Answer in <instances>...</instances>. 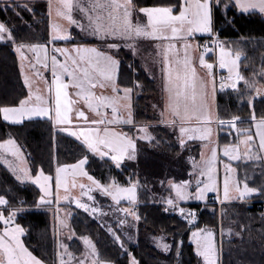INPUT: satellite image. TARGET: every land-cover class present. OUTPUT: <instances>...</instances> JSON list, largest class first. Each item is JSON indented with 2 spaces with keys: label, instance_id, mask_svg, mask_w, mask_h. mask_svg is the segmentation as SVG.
<instances>
[{
  "label": "snow or ice",
  "instance_id": "1",
  "mask_svg": "<svg viewBox=\"0 0 264 264\" xmlns=\"http://www.w3.org/2000/svg\"><path fill=\"white\" fill-rule=\"evenodd\" d=\"M220 0H184L183 4L176 8L174 5H159L152 7H139L134 0H50L49 7L55 3L57 16L67 21V25H76L81 31L90 33L92 36L105 41L106 48L119 49L121 43L118 40H127L134 42L137 38L145 37L159 41H167L164 50V64L166 65V101L161 108V122L173 125L178 128L179 143L185 144V140L199 139L205 141L204 147H210V156L205 158L201 153V163L194 162L193 168L198 173L195 184V192L189 191L190 180H184L179 183H172L175 190V196L169 195L165 203L172 206V210L178 211L181 216L185 215V208L178 206V201H186L190 198H196L204 201L206 193L209 191L220 192L218 182V144H212L213 136V115L211 109L206 103L207 84L196 75L194 64L189 56L191 43L189 37L196 33H209L215 35L213 31V4L219 5ZM234 4L243 12L258 9L264 13V0H234ZM227 4L224 5L227 8ZM175 9V11H174ZM83 14L87 24L82 20H77L73 12ZM134 13L145 14L147 20L145 23L136 20L134 22ZM51 14V13H50ZM183 41V59L180 58L178 49L173 41ZM0 41H9L16 45V51L20 53L22 60L28 59L22 49H28L36 54V64L44 68H51L54 84V102L40 94H36L35 100L39 103H32L31 96L21 100L18 106H4L0 108L5 121L20 122L24 117L43 116L53 119L56 124H69V112L72 110V104L78 103V100H72L69 96L68 88L71 84L77 91V98L83 97L87 107L96 113L100 118L89 121L96 127L79 128L77 131H71V135L82 138L83 143L93 153L101 157L110 156L115 162L116 167L121 166L125 157L135 159L136 143L127 133L117 132L114 128L100 127V125H112L117 123H133L131 113V96L132 88L123 87L121 95V86L117 84L118 69L120 61L114 55L107 51H101L95 46H87L78 43H72V32L68 26L60 23L51 25L50 41L44 44H26L17 42L12 30L4 23L0 22ZM56 41H64L66 44L71 43V47H59ZM217 43H219L217 41ZM133 43H128L127 47L132 48ZM159 46V45H158ZM50 47V51H49ZM213 51L205 47L204 52ZM57 54L64 57L58 59ZM175 57V67L173 59ZM240 53L234 55L226 49L223 44H219V67L227 68L230 75L231 88L237 89L238 82L243 80L245 85L254 92L256 96L264 94V86L257 80H248L242 76L238 70V61ZM199 63L208 69V75L211 78L213 92L216 90L215 76L212 74L214 64L209 62L202 55ZM36 64H29V67L36 68ZM24 64L21 63L23 71ZM37 75L39 72L37 71ZM67 74L71 76V81L65 82L63 77ZM28 83V78L25 77ZM137 83H139L137 81ZM99 86L101 89L111 88V95L101 93L97 95L94 89ZM226 87L223 77L221 78L220 88ZM53 91L52 84L48 87V92ZM254 97L250 94L249 103H252ZM111 108V118L107 112L101 109ZM121 110L127 112V117L120 115ZM78 115L86 119L83 110H78ZM244 123L238 116H232L231 119L225 120L215 117V122L219 126L225 124L231 128L237 129V135L241 137L240 144H226L223 147V155L231 157L233 160L239 159V151L243 146L244 154L251 158L257 148L264 149V114L256 115L253 108L250 121L255 124V136L259 137L258 145L254 143V135L250 128H237V122ZM64 131H70L64 128ZM145 132V139H151L147 135V127L141 129ZM79 133V134H78ZM0 150L10 152L12 155H18L20 147L14 139H7L0 142ZM88 161L85 155L77 163L72 165L57 166L55 172V184L57 188H65L66 170L72 168L80 175L86 176L92 183L102 189L105 195L111 196L117 203L122 197H127L130 203L137 200L138 181L130 183L129 186H122L114 179L111 184L105 185L100 180L89 175L84 169ZM225 175L223 178V199H231L230 192L235 191L238 198H244L251 194H264V188L249 186L247 178L241 187L240 180L237 179L236 169L230 164H224ZM231 173V175H229ZM75 174V173H74ZM205 177L206 179H201ZM17 179H30L39 186L43 195L39 196L38 203L34 205L39 207L51 203L48 197L53 195L52 181L53 177L40 170L36 176H18ZM131 180V178H129ZM163 183V182H162ZM171 183V182H170ZM81 187H86L81 185ZM91 191V189H89ZM57 193V199H59ZM67 198V197H64ZM219 198V197H218ZM24 201H19L18 205L13 207L10 201L3 195H0V221L6 226L3 232H0V264H44V261L38 259L21 240V235L25 229L15 222L16 217L24 208ZM80 207L87 210V205L80 203ZM123 211L139 220L140 216L136 211H129L125 208ZM165 211H168L166 208ZM7 213V215H5ZM195 219L194 210L188 211V217ZM63 224L64 221H61ZM123 223V221L121 222ZM115 235V234H114ZM215 233L197 227L191 232V238L196 246V252L203 257L204 264H217V248L215 244ZM86 245V251L80 258L75 257L67 251L68 246L61 243L58 253V264H111L110 261H102L95 244L88 237H83ZM119 240V236H116ZM160 244L165 251H168L170 245L164 242L163 237L159 238ZM123 247V244H121ZM67 256V260L65 257ZM91 257V260H89ZM131 264H139V261L133 256Z\"/></svg>",
  "mask_w": 264,
  "mask_h": 264
},
{
  "label": "trees",
  "instance_id": "2",
  "mask_svg": "<svg viewBox=\"0 0 264 264\" xmlns=\"http://www.w3.org/2000/svg\"><path fill=\"white\" fill-rule=\"evenodd\" d=\"M229 0H222L214 8L213 24L217 35L228 42L233 49L238 50L244 59L240 62V74L248 80L261 82L264 86V13L239 12ZM139 7H152L159 5H174L179 8L182 0H134ZM225 4L228 9L224 7ZM33 12L22 8L20 4L0 3V22H4L15 36L17 42L26 44H44L50 40V18L48 15L47 2H32ZM226 9V13L224 10ZM175 11V9H174ZM141 13H134V17L141 16ZM208 36H195L200 53L201 44L209 40ZM72 43L87 46H99L101 43L95 39H88L83 34L74 31ZM57 46H71V43L56 42ZM102 50H105L102 45ZM119 52V54H118ZM115 54L119 59V75H126L131 83L137 81L141 89L138 101L136 118L138 121L150 125V131L154 136L150 145L162 150V156H157L146 164L138 165L142 169L137 173L135 167L123 163L121 168L116 167L111 158H101L94 155L87 147L74 138L56 131L52 120H30L20 125L7 123L0 112V142L9 138L14 139L21 147L27 157L32 176H36L41 169L47 175L54 177L57 166L72 165L77 163L85 155L88 161L85 171L102 184L108 185L114 179L116 182L127 185L141 179L143 188L155 184L164 178L168 160L165 156L181 160L180 171L171 170L168 178L174 177L176 181L190 180L189 165L183 164L184 158L191 152L196 160L200 159L201 142L190 141L180 146L177 139V132H172L169 127L158 123L152 114L150 102L155 90V83L152 81L139 62L129 56L128 50L120 48ZM211 60V58H209ZM123 82V81H122ZM129 84V85H130ZM244 81L238 83V89L221 92L218 97V117L229 120L232 116H238L244 123H238L237 128L252 129L250 116L253 108L257 116L264 114V99H253L249 103L250 94ZM28 97V92L22 79L19 58L15 52V44L0 43V108L4 106H18L20 101ZM135 130L129 129L128 133ZM236 132L227 126L218 130V143L220 148L226 144H237L239 137ZM252 134L254 132L252 130ZM190 147H193L190 149ZM259 151V150H258ZM186 155V156H185ZM163 158V159H162ZM175 164V162H173ZM237 169V179L243 184L245 178L249 186L264 188V164L253 160L248 163H233ZM131 178V180L129 179ZM154 183H153V182ZM157 181V182H155ZM0 195L5 196L13 207L19 201H24V210L16 217L15 222L25 229V246L44 264H55L57 261V242L54 232V213L73 210L70 228L78 236H87L95 243L99 257L103 261H110L111 264H130V255L134 256L139 264H200V259L191 243V232L197 227L218 229L221 220H225L228 226L240 233V237L232 241H223V254L220 264H264V212L258 207L264 202V194L249 199L247 202L232 203L224 208L228 210L229 217H220L217 207L211 213L209 207L202 204L190 205L198 209V222L192 227L181 220L177 215H169L165 212L161 203L152 200L143 191H138L136 212L140 216L138 235L135 242L125 240V249L118 244V241L108 232L106 227L99 221L91 219L79 212L77 208L69 204H59L57 209L41 206L35 207L42 192L33 184H22L17 181L4 165L0 163ZM212 206L214 203H210ZM55 206V205H54ZM202 206H204L202 208ZM2 225H0V230ZM149 236H165L170 244L168 253H162L156 249L148 240ZM253 238L257 239L254 240ZM76 240V239H74ZM258 241V242H257ZM77 243L73 241L71 245ZM72 249L74 246L71 247ZM79 249V248H78ZM82 251V249H81ZM80 249L77 253L81 252Z\"/></svg>",
  "mask_w": 264,
  "mask_h": 264
},
{
  "label": "rangeland",
  "instance_id": "3",
  "mask_svg": "<svg viewBox=\"0 0 264 264\" xmlns=\"http://www.w3.org/2000/svg\"><path fill=\"white\" fill-rule=\"evenodd\" d=\"M19 1H23V0H19ZM31 1H35V2L40 1V2H47L48 3V15L50 16V35H51V25L53 23H60L62 25L69 27V25H67V21H65L61 17L57 16L56 9H55V3H53V6L50 8L49 7L50 0H31ZM221 1L222 0H220L219 4L221 3ZM229 1H230L229 4L231 6L232 5L235 6V4L232 0H229ZM183 2H184V0H182V4H183ZM31 3L32 2L17 3V4H20V6L22 8L29 9L31 12H33V7L31 5ZM215 6H217V4L214 3L213 4V17H214ZM226 9H228V8H226ZM226 9L224 10L225 13L227 12ZM81 15H83V14L80 12H76V11L73 12V16L77 20H78V18H80ZM140 15L141 16H137L136 18L133 17L134 22L136 20H139V22L145 23L147 20L145 14L141 13ZM213 31H215L214 24H213ZM88 34H90V33L86 34L88 39L90 38V39H95L97 41H100L101 44L99 46H95V47L99 48L101 51H103L102 47H101L103 45L105 50H107V52H109L110 54L115 56V54L118 52V50L120 48H125L126 50H128V52L130 54L129 56H131L132 58L136 59L139 62V64L141 65V67L145 71V73L148 75V77L152 81H154V83H155L154 84L155 90L153 91L154 93L151 96L152 102H150V107L152 108V114L158 120L159 124H162L166 127H169V129L172 132L177 131V134H178L177 139L179 142L180 134L178 132V128H176L173 125H169V124L161 122L162 118L160 117L161 108L163 107V105L166 101V98H167V93H166L167 81H166V73H165L166 65L164 64V55H163L164 50L166 48L167 41H159V40H155L152 38H145V37L137 38L134 42H130L127 40H118L117 42L121 43V47L119 49H110V48H106L105 41L100 40V39L92 36L91 34L89 36ZM212 35L213 34H209V33H196L192 37H189V41L191 43V47L189 48V56L191 57L192 64H194V66H195L197 77L199 79H202L203 81H205L207 84L206 103H207L208 107L211 109V113H212L213 118H214L213 124H212L214 132H213V136L211 138V141H212V144H216V135H217L216 131L219 130L220 127H222V126H219L215 122V117L218 116L217 104H218V97H219V94L221 91L216 86V90H215V92H213L212 84H211V78L208 75V69L199 63V58L203 55L206 60H208L209 62L214 64V67L212 69V74L214 76H215L216 71H217V73H220V72L222 73V77L224 79V82H225L226 87H227L226 89L228 91L229 87L231 88V86H230L231 81L229 80L230 73H229L227 68L222 69L219 67V44H223V46L226 49L230 50L233 55L239 51L233 49L232 46L228 44V42L222 40L217 35V37L219 39L218 40L219 43H217V50H216L217 57L213 60L208 59L207 53H202L201 50L199 53L197 44L193 40V38L195 36H209V37H211ZM128 43H133L134 46L132 48L127 47ZM173 43H175L176 47L178 49H180L179 56L181 59H183V56H184L183 41L177 40V41H173ZM22 51L24 52V54L26 56H27V54H29V52L27 50L22 49ZM16 53L19 56L20 65H21V63L24 64V69H23L22 73L24 76V80H25V77L28 78V83H26V85L29 89L31 99H35L36 94H40V95L44 96L45 98H49V96H51V99L54 102V84H53L51 68L50 67L44 68L42 65H39V66L36 65L35 69L32 67H29V64L32 63L30 58L27 56L28 59L22 60L20 53H18L17 51H16ZM118 54H119V52H118ZM57 56H58V59H61V60L64 59V57L60 56L59 54H57ZM240 56L241 57L238 61L239 72H240V62L244 59L243 55H240ZM171 58L173 59V67H175V57L172 56ZM33 63H36L35 59L33 60ZM37 71L39 72L38 75L36 74ZM48 72H49V77H48ZM262 76H264V73H262ZM63 79L65 82H69V81H71V76L65 74ZM253 80H256V79L254 78ZM122 81H121V78L119 75V69H118L117 84H119L121 86V95L123 94L122 93L123 87H131L132 88V93L130 94V96H131V113H132L133 123H130V124H125V123L112 124L111 128H114L117 132L127 133L132 139L135 140V143H136L135 159H129L128 157H125L123 159V161L121 162V166L123 163H126V165H128V166H132V167L134 166L136 172L140 173L142 170V169H140L141 168L140 163L146 164V163L151 162L153 160H157L158 162H161L160 160L157 159V156H162L163 151L153 147L152 145H150V142L152 141V139L154 137L150 131V127H149L150 125L144 123V121L140 122L136 118L137 109H138L137 99L140 97V94H141V89H140L139 83L134 82V83L130 84L131 80H129L126 75H122ZM220 83H221V81H220ZM50 84H52V86H53V91L51 94L48 92V87ZM237 89H232V90H237ZM76 91L77 90L74 87H72L70 84L69 88H68L69 96L72 100H78V103L72 104V106H71L72 107V110H71L72 113L69 114V118L71 120V123H69V124H71V126L68 127V129L70 131H66V134L73 137L75 140H77L81 144L85 145L83 143V139L77 138V136L71 135V131H77L78 132L79 128H81V127L85 128L86 124H90L89 121H91L93 119H98L100 117H98L95 112L91 111L87 107V104L84 101L83 97L77 98L75 96ZM94 91L96 92L97 95H100L101 93H103L105 95H111L112 94L111 88L101 89V88H99V86H97L94 89ZM249 91H251V90L248 89V92ZM254 96H253L254 99L260 98V96L264 97V95L256 96L255 94H254ZM78 110H83L85 112L86 119L79 117ZM102 111H104L103 108H102ZM105 111H108V110L105 109ZM108 112H111V110L109 109ZM120 115H122L126 118L127 112L121 110ZM109 118H111V116H109ZM53 122L55 123L54 120H53ZM238 123H239V121L237 122V124ZM56 125H59V124H56ZM145 126L147 127V135L150 136L151 139H145L144 138V136L146 134L141 129H142V127H145ZM223 126L230 127L227 124H225ZM133 128H134L135 132L133 134L128 133L129 129H133ZM231 129H233L236 132L235 135H237V129L236 128H231ZM240 139H241V137H239V143L238 144H240ZM194 140H199V139H194ZM188 141H190V140L186 139L185 143H187ZM203 143L205 145L206 142L203 141ZM181 147L184 148V145ZM192 148L193 147H190V149H192ZM21 150L22 149H20L19 154L15 155V156L12 155V153H10V152H4L2 150L3 153H8V154L12 155L13 157H11L12 160L6 159L5 160L6 162L1 161V163H3L6 166H9L10 163H12L14 169L18 172L19 176H22V175L30 176V173L29 174L26 173V170L28 169V165H27L26 158H25L26 155L23 153V151L21 152ZM93 154L98 156L97 153H93ZM203 154H204L205 158L209 157L211 154L210 153V147H208V148L203 147ZM221 156H223V158H224L223 160H220ZM255 157L256 158H263V157H261V154H258V155L256 154V156L254 154V155H252L251 158H248L244 154V150H243L242 145H241L240 151H239V159H235V160H233L230 156L229 157L224 156L223 155V149L220 150V148H218L217 168H218V182H219V186H220V192L219 193L213 192V191L207 192L206 193V199L203 202H201V200H198L194 197L190 198L186 201H178L177 202L178 206L183 207L186 210L184 216H181V214L178 211L172 210V206H169L164 202L165 199L169 197V195H171L173 197L175 196V190L171 186L172 183L181 182V181H176L174 179V177H172V178H168V177H170V175H171V170H174V172L180 171V164L178 165L179 167H177V164L182 159L179 160L178 158H172V157H169L167 155L165 156V158L168 160V163L166 164V170L164 172V178L158 182L155 181V182H157L155 184L147 185L145 188H143V186H144L143 182H142L143 180L141 181V179H138L137 181L139 183L137 184V200L134 203H130L126 196L122 197L120 202L117 203L115 200L112 199L111 196L105 195L103 193L102 189H100L98 186L94 185L92 183V181H90L86 176L80 175L78 172H76V170H74L72 168L67 169L66 173H65V181L67 184V191L63 187H61V188L56 187V184H55L56 172H55V175H54L53 181H52V189L54 192H56V198L54 197L52 199H53V201H55L59 204L72 205L75 208H77L79 210V212L85 214L86 216L90 217L91 219L99 221L101 224H103L106 227L108 232L115 238V240H117L116 236H119V240H117L118 244L120 246H121V244H123V248L125 249L124 241L126 239L131 241V242H135L137 240L139 220L138 221L135 220L133 216L125 213L123 211V209L127 208V209H129V211H133V210L136 211L135 209L138 205L137 202H139L138 201V196H139L138 191L139 190L140 191L142 190L144 195L147 194L148 196H150L152 198V200H155L158 203H161L164 207V210L167 208L168 211H165L167 214H169V215L175 214V215L179 216V218H181V220L188 223V225L194 227L198 222V214H199V211H201V209L198 210V209L191 208L190 205L202 204V205L208 206L209 207L208 209L211 213H214L216 211L215 207H217L218 213H219L221 218H222V216L229 217L228 210L225 209L224 207L226 205L232 204L234 202H229V203H222L221 202L224 200L223 199V178L225 175L224 164L228 163L233 168H235L233 166V163H238L240 161L244 162V163H248L252 160H255ZM104 158H110V156L104 157ZM183 160H184V163H183L184 165L185 164L189 165V168H190L189 173L192 177L190 179V181H192V183L189 185V191L194 193L196 190V184H195L196 178H194V177L198 173L194 170L193 164H194V162L196 164H200L201 161H199L200 159L196 160L194 155H193V152H191V151ZM173 162H175V164ZM260 162H262L264 164L263 160H260ZM138 165H140V166H138ZM121 166L119 168H121ZM30 172H31V170H30ZM237 172L238 171L236 169V172H235L236 177H237ZM229 175H231V173H229ZM31 176H32V174H31ZM201 179H206V178L201 177ZM18 180L20 181V183L23 182L22 184H31L30 179H24V180L18 179ZM27 182H29V183H27ZM130 183H133V182H129L127 185H122L120 183L119 184L122 186H129ZM81 185H84L86 187H81ZM33 186L38 187V185H36V184ZM242 186H243V184H241V187ZM89 189H91V191H89ZM57 193L60 197L59 199H57ZM210 194H215L216 198H212V197L209 198L208 195H210ZM230 196H231V199H238V194L234 190L230 192ZM64 197H67V198H64ZM49 200H51V198H49ZM77 200H79L80 203L86 204L88 206L87 210L85 208L80 207V204L77 203ZM210 203H214V204L212 206H209V205H211ZM235 203H241V202H235ZM0 207H3V206H0ZM203 207L204 206H202V208ZM41 208H43V207H41ZM189 210H194V216H195L194 220L191 219V217H189L187 219L185 218V217H188V211ZM72 213L74 214V211L70 210V209H67L66 211L64 210V211L54 213V217H53L54 232H55V236H56L55 238H56V242H57V253H56L57 261L55 264H58V261H59L58 253L60 251H62L59 247V245L61 243L66 244L68 246L67 251L73 253L75 255V257H77V258H80L82 256V254L86 251V245H85L84 240L82 238L87 237V236H78V235L74 234V232L70 228V223H71L70 220L72 218ZM5 215H7V213H5ZM61 221H64V223L62 224ZM122 221H123V223H121ZM221 222L222 223L220 224V227L218 229V233L216 232L215 229H211V228H207V227L203 228L206 230H211L215 233L214 240H215V244H216V248H217V264L221 263V256L223 254L222 242L227 240V239H229L227 241H232L234 238L241 236L239 232H236L233 228L228 226L229 224H231V222H229V224L226 223V226H225V220L222 219ZM0 225H2V229L0 230V232L1 231L3 232V229L6 226L3 224L2 221H0ZM24 236H25V232L21 235V240L23 241V243H24ZM161 237H163L164 242L169 244L167 242L165 236H159V237L149 236L148 240L156 249H158L160 252L166 254L169 252L170 248L168 251H165L162 247L158 246L160 244L159 238H161ZM74 239H76V240H74ZM253 239L257 240L255 238H253ZM190 240H191V243L194 245L195 252H196V246H195L194 242L192 241V238ZM73 241H77V243H74L73 245H71V243ZM91 241L93 242L92 239H91ZM72 246H74L73 249L71 248ZM78 248L80 249V251L82 249V251L79 253H77V251L79 250ZM196 254H197V252H196ZM129 255H130V264H131L132 255L130 253H129ZM197 256L200 259V264H204L203 257L199 256L198 254H197ZM65 259L66 260L68 259L67 256L65 257ZM99 259H100V257H99ZM89 260H91V257H89ZM68 264H73V262L69 261Z\"/></svg>",
  "mask_w": 264,
  "mask_h": 264
},
{
  "label": "crops",
  "instance_id": "4",
  "mask_svg": "<svg viewBox=\"0 0 264 264\" xmlns=\"http://www.w3.org/2000/svg\"><path fill=\"white\" fill-rule=\"evenodd\" d=\"M233 2H234V0H232ZM12 2H15V3H29V2H35V1H31V0H23V1H19V0H0V3H12ZM37 2H40V1H37ZM48 4V3H47ZM238 8V7H237ZM238 11L239 12H242V13H245V14H249V13H258L259 12V10L258 9H255V10H249L248 12H243L242 10H240L239 8H238ZM259 13H261V12H259ZM82 17V18H81ZM49 18H50V16H49ZM78 20H82L84 23H85V25L87 24V21L84 19V17H83V15H81L80 16V18H78ZM69 27H70V30H71V32H72V38H73V32L74 31H77V32H79V33H81V34H83L84 36H86V34H87V32H83V31H81L80 30V28L79 27H77L76 25H69ZM89 36H90V34H88ZM87 37V36H86ZM199 37H203V36H199ZM50 41V40H49ZM56 42H62V41H56ZM55 42V43H56ZM0 43H9V41H0ZM59 47H65V46H59ZM67 47H71V46H67ZM24 50H27L28 52H29V54H27V56L30 58V60L32 61V63H33V60L35 59L36 60V54L34 53V52H31V51H29L28 49H24ZM49 51H50V47H49ZM15 52H16V45H15ZM18 56V55H17ZM241 57V56H240ZM18 58H19V56H18ZM19 64H20V59H19ZM33 64H36V63H33ZM37 66H39L40 64H36ZM20 69H21V65H20ZM21 75H22V79H23V82H24V84H25V87H26V89H27V92H28V97L29 96H31L30 95V92H29V89H28V87H27V85H26V82H25V80H24V76H23V73H22V70H21ZM48 77H49V72H48ZM262 95H264V94H262ZM255 97V96H254ZM255 99H264V97H262V96H260V98H255ZM31 102L32 103H39L38 101H36L35 99H31ZM109 109L111 110V108H107V110L109 111ZM101 111H102V109H101ZM108 111H105V109H104V111H102V112H107L108 113V116H111V112H108ZM72 112L70 111V113L69 114H71ZM2 117H3V113H2ZM30 120H52V122H53V119H50L49 117H43V116H32V117H24L23 119H22V121H20V122H13V121H6L7 123H9V124H12V125H20V124H23L24 122H26V121H30ZM53 124H54V128H55V130L56 131H59V132H61V133H64V134H66V131H64L63 129L64 128H68L69 126H71V124H59V125H56L54 122H53ZM89 127H96V125L94 126V125H92V124H86L85 125V128H89ZM100 127H109V128H111V125H100ZM251 130H253V132H254V143H256L257 145H258V141H259V137L258 136H255V124L252 122V129ZM177 132V131H176ZM217 132V135H216V144H218L219 145V143H218V130L216 131ZM66 135H68V134H66ZM69 136V135H68ZM71 137V136H70ZM177 137H178V134H177ZM73 138V137H72ZM190 141H193V140H190ZM190 141H188V142H190ZM194 141H199V142H201V153H203V147H204V143H203V141H201V140H194ZM17 143V142H16ZM238 143H239V141H238ZM237 143V144H238ZM186 144V143H185ZM20 147V146H19ZM219 148H220V146H219ZM21 149V148H20ZM221 149H223V148H220V150ZM259 150V151H258ZM21 152H22V150H21ZM256 154L258 155V154H261V157H263V158H256L255 157V160H257V161H260V160H263V162H264V149H259V148H257L256 150H255V156H256ZM99 156V155H98ZM11 157H13L12 155H10V154H8V153H3L2 152V150H0V163H1V161H3V162H6L5 160L6 159H11L12 160V158ZM99 157H101V156H99ZM25 158H26V162H27V157L25 156ZM101 158H104V157H101ZM224 158H223V156H221L220 157V160H223ZM199 161H201V154H200V160ZM225 161V160H224ZM253 161V160H252ZM223 162V161H222ZM2 165H4L3 163H1ZM27 165H28V169L26 170V173L27 174H29L30 173V176H31V172H30V168H29V164H28V162H27ZM5 167H6V169H8L9 170V172L14 176V178L17 180V181H19L18 179H17V177L19 176V174H18V172L14 169V167H13V164L12 163H10V165L9 166H6V165H4ZM84 169H85V165H84ZM37 175H39V173L37 174ZM197 175L198 174H196L195 175V177L194 178H196L197 177ZM20 182V181H19ZM30 182H31V184H33V185H35L34 184V181L33 180H30ZM23 183V182H22ZM27 183H29V182H27ZM38 188H39V186H38ZM40 189V188H39ZM40 191H41V189H40ZM52 191H53V189H52ZM42 192V191H41ZM259 193H255V194H251L250 196H246V197H244V198H238V199H229V200H223V201H221L222 203H229V202H243V201H247V200H249V199H252L253 197H255V196H257ZM42 195H43V192H42ZM214 196V197H213ZM56 198V192H54L53 191V195L52 196H50V197H48V200H49V198H51V203H48V204H44V205H41V207H46V208H54V209H57V205H59V203H57V202H55V201H53V199L52 198ZM208 197L210 198V197H212V198H216V196H215V194H210V195H208ZM201 202H203V201H201ZM200 202V203H201ZM247 202H252V201H247ZM264 203V202H263ZM55 205V206H54ZM2 232V231H1Z\"/></svg>",
  "mask_w": 264,
  "mask_h": 264
},
{
  "label": "built area",
  "instance_id": "5",
  "mask_svg": "<svg viewBox=\"0 0 264 264\" xmlns=\"http://www.w3.org/2000/svg\"><path fill=\"white\" fill-rule=\"evenodd\" d=\"M214 33H215V35H212L209 40L204 41L201 44V46H200V50H201L202 53H205L204 52L205 47H207L209 49H213V51L207 52L208 58L210 57L212 60L217 57V54H216L217 41L219 40L218 37H217V33L215 31H214ZM221 78H222V73L221 72L217 73V71H216V73H215L216 86L220 89L221 92H226L227 91V89H226L227 87H225L223 89L220 88ZM258 207L264 212V203L259 204Z\"/></svg>",
  "mask_w": 264,
  "mask_h": 264
},
{
  "label": "bare ground",
  "instance_id": "6",
  "mask_svg": "<svg viewBox=\"0 0 264 264\" xmlns=\"http://www.w3.org/2000/svg\"><path fill=\"white\" fill-rule=\"evenodd\" d=\"M61 241V240H60Z\"/></svg>",
  "mask_w": 264,
  "mask_h": 264
}]
</instances>
